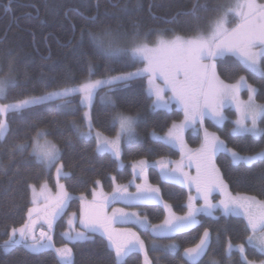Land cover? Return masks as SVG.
Segmentation results:
<instances>
[{
    "label": "snow or ice",
    "instance_id": "1",
    "mask_svg": "<svg viewBox=\"0 0 264 264\" xmlns=\"http://www.w3.org/2000/svg\"><path fill=\"white\" fill-rule=\"evenodd\" d=\"M14 3L16 0H7L3 12H10ZM109 4L118 12H110L107 8L101 10L99 0L95 10L87 14L80 10V6L64 10L65 19H71L73 12H77L83 21L72 24L69 39L62 45L72 49L77 63L82 62V79H77L69 65L59 69L58 78L55 64H40L37 69L39 83L45 90L41 94L29 92L26 82L31 79L30 74L27 71L23 73L22 83L19 71L21 63L27 66V57H21L13 47H0V144L15 134L12 122L28 123L32 116L57 101L56 110L73 114V98L79 97V104L86 111L80 124L71 122V130L81 140L95 139L97 153H109L119 160L122 145L140 142L137 126L148 119L147 114H141L142 105L136 95L137 83L146 80L150 113L171 111L173 104L183 112V120L173 122L164 136L152 134L154 140L178 148L181 153V159L174 164L163 160L156 162L161 170V179L186 185L189 192L194 189L196 195H189L184 215H176L170 205L164 204L170 215L161 225H150L146 218L141 219L137 213L123 209L113 208L108 215V207L118 201L126 204L163 203L160 189L147 183L146 169L150 165L141 160L139 175L145 182L135 185L136 192H129V185L115 183L116 177H112L114 187L109 195L102 188L97 190L101 182L96 180L91 201L83 194L79 197V224L83 231H76L73 227L76 222V213H73L68 220L70 230L63 234L64 238L73 244H82L93 242V237L99 234L107 240L109 254L114 253L112 264H128L133 253H143L144 264H151L140 236L130 229H117L114 225L137 224L145 231L151 230L153 236H172L200 224V216L216 219L215 214L219 212L224 217H239L243 224L244 240L234 244L229 239L226 244L225 255L229 261L234 253H239V264H255L249 259V254L264 257V103H257V98L264 96V2L227 0L210 9L206 0H176L175 7L170 4L163 15L158 14L159 0H147L146 8L142 0H135L134 5L130 0H109ZM31 7L39 15V6L33 3ZM45 8H48L47 0ZM209 11L216 15H201ZM144 12L154 22L162 21L173 27L150 28L145 32L140 18L132 19L128 27L120 22L122 17ZM182 18H188L184 23L190 25V34H181L184 29L181 32L176 30ZM109 19L117 21L115 27L106 22ZM8 31L10 28L0 32V45L7 44ZM152 36L156 37L154 41ZM50 57L51 53L42 59L46 61ZM228 57H234L235 65L251 74L255 83H250L245 75H240L235 83L221 79L217 71L218 62L228 63L225 59ZM117 64L120 65L119 70L115 67ZM138 64L142 66L137 67ZM102 89H107L100 96V102L109 110L108 121L115 132L112 137L100 131L93 135L92 109ZM242 89L247 91L246 101L240 100ZM229 102L239 113V118L226 133L238 141L233 147H229L220 135L203 127L205 119H210L222 131L226 120L224 108ZM133 109L136 110L135 115L131 114ZM197 125L203 130V140L200 148L192 150L185 144L183 134ZM30 130L35 133L25 137V141L30 143L20 142L12 146L8 165L0 163V175L7 174L9 165L14 166L17 153L23 155L31 148L28 155L37 165L46 171L55 168L56 192L52 194L46 182L40 185L39 191L35 184L28 185L32 207L27 209L26 219L19 227L6 230L7 239L0 244V256L23 252L26 257L38 259L52 253L55 264H75L73 249L67 244L57 247L52 235L55 221L64 215L69 202L74 199L65 184L60 183L61 179H70L72 174L64 170L60 146L48 139L52 133L36 122L30 124ZM64 139L66 144H71L70 137ZM220 155L232 170L240 173L238 180L242 183L249 181L253 168H260L261 182L255 189L257 194H232L224 173L217 166ZM193 166L194 176L185 171V167L191 169ZM213 193L221 197L217 203L212 200ZM197 201L203 203L198 205ZM40 221L43 224L37 235ZM43 225H47V231ZM216 239L218 241L219 236ZM211 245V232L205 228L198 243L183 249L185 264H201V258ZM165 251L175 253L178 245L170 244ZM260 264H264V260Z\"/></svg>",
    "mask_w": 264,
    "mask_h": 264
},
{
    "label": "trees",
    "instance_id": "2",
    "mask_svg": "<svg viewBox=\"0 0 264 264\" xmlns=\"http://www.w3.org/2000/svg\"><path fill=\"white\" fill-rule=\"evenodd\" d=\"M7 0H0V32L6 28L8 31L7 44L0 45V47H13L21 57H27V66L21 63L19 66L20 77L22 83L23 73L27 71L31 79L27 83V91L41 94L45 89L39 83L38 66L45 64L51 66L56 65L59 69L64 65H69L76 73L77 79H82L81 73L84 71L82 62L77 63V57L69 47L62 45L69 39L71 34V26L73 23H83L81 17L77 12H73L71 19H65L64 10L67 7L77 8L86 14L95 10L97 0H47L48 8H45V0H16L12 5L10 12L4 13L3 8ZM131 4H135V0H130ZM147 7V0H142ZM186 2V0H185ZM203 2V0H202ZM210 9L215 8L218 4L226 3L227 0H206ZM37 4L40 8L39 15H36L35 10L31 4ZM101 10L107 8L110 12H118L109 4V0H99ZM161 7L158 9V14L163 15L164 11L171 4L176 5V0H159ZM27 12H32L33 15H25ZM202 16L214 17L215 12L201 13ZM15 17V19H13ZM140 18L143 22V31L147 32L150 28H171L172 25L164 24L162 21L154 22L147 13L133 14L131 17H122L121 23L128 27L132 19ZM182 18L181 24L176 28L178 32L184 29L181 34H190L189 24L184 23ZM116 26L115 19L106 21ZM33 34L35 35V43H33ZM170 38V37H169ZM156 37L152 36L151 40ZM51 57L48 60H43V57ZM228 63L223 61L218 62L217 71L221 79L227 83H235L240 75H245L250 83H255L251 74L242 71L235 65V58H225ZM142 65H137L141 67ZM119 70L120 65H115ZM135 70V69H126ZM100 72H103L101 66ZM54 87V85H53ZM51 90V89H49ZM147 81L138 82L136 85V95L142 105L140 108L141 114H147L148 119L137 126V134L139 143L133 142L131 145H123L122 149V165L112 157L111 154H99L96 152L95 139L81 140L72 130L71 122L76 121L78 124L82 122L83 113L85 109L79 104V97H74L73 114H66L56 110L55 103L48 105L45 109L39 111L31 117L28 123H20L18 121L12 122L11 128L14 135H10L7 141L0 144V163L8 165L9 153L15 143L27 142L26 136H33L34 131L30 130V124L36 122L41 128H47L52 135L48 139L57 143L63 152L62 163L65 171L72 174L70 179L64 180L67 190L74 197L70 202L68 212L79 210L81 202L79 197L81 194L85 195L91 201V192L95 186V181L101 182V187L106 194H111L114 187L112 177H116L115 183L120 185H129V192H136V184L143 180V177L136 179V174L133 166L141 160H146L150 168L146 171V180L151 185L158 187L162 199L167 204H171L176 215H184L186 212V205L188 202V190L179 183L172 181H165L161 179L160 167H156V162L159 160L171 161L175 163L181 159V153L178 148H172L168 145L153 139V133L166 134L173 122L180 123L183 120V112L177 109L172 111H159L157 113H150L149 108L151 101L146 99ZM243 97L247 99V91L243 93ZM257 102L264 103V96H259ZM108 109L100 102L98 96L95 107L92 109L94 131H100L105 136L112 137L115 135L114 130L110 126L107 113ZM132 115L136 114L133 109ZM237 120V114L227 110V119L225 127L221 131L210 120H206L205 127L213 132H216L222 139L229 144V147L236 146L238 141L229 138L226 133L233 127L234 121ZM83 127V125H82ZM59 133H63L61 136ZM65 137L71 138V144L65 142ZM184 141L189 149L196 150L200 148L203 138L195 136L191 130H187L183 135ZM31 148H28L23 155L16 154L13 161L14 166L9 165L6 175H0V244L4 239L6 230L10 231L11 227H19L26 219L27 209L32 207L31 204V190L28 188L29 184H35L39 189L41 184L45 182L56 191L57 177L54 168L46 171L42 166L37 165L32 160L28 153ZM217 165L225 175L226 182L233 194L248 193L257 194L255 189L259 187L261 182V170L255 167L249 173V181L240 182L238 177L239 172L232 170L224 161L223 156L217 157ZM19 168V172H17ZM98 188V187H97ZM80 203V204H79ZM114 206H120L129 210H135L142 216L146 217L151 224L157 225L163 223L166 218V210L162 204H126L123 202H116ZM67 216H63L54 228V239L57 247L67 244L73 249L75 264H112L113 254H109L106 248L107 240L96 234L93 237V242L85 243H68L63 233L66 229ZM200 224L190 231L180 233L171 238H155L151 232L140 230L141 238L146 246L148 259L151 264H185L183 259V249L186 247H193L199 242L200 236L207 228L212 234V246L209 254L201 264H239V253H234L231 261L225 255V247L230 239L234 244H238L244 240L243 224L239 217H224L219 216L216 219L208 216L199 217ZM217 236L219 240L217 241ZM170 244L178 245V251L167 252L165 249ZM155 246V248H154ZM249 259L252 261L264 260L259 254H249ZM0 264H55V257L52 253L41 255L38 259L33 256H25L23 252H14L8 256H0ZM128 264H144L143 253H133L128 258Z\"/></svg>",
    "mask_w": 264,
    "mask_h": 264
},
{
    "label": "rangeland",
    "instance_id": "3",
    "mask_svg": "<svg viewBox=\"0 0 264 264\" xmlns=\"http://www.w3.org/2000/svg\"><path fill=\"white\" fill-rule=\"evenodd\" d=\"M258 2H264V0H258ZM148 86V85H147ZM105 91H107V89H102L98 94H97V97H96V100H97V98H98V96L100 97V96H102L103 94H104V92ZM170 95V94H169ZM248 98V97H247ZM96 100H95V102H96ZM241 101H246L247 99H240ZM257 103H259V102H257ZM230 108V110H233L236 114H237V119L239 118V113L237 112V110H236V107H235V105H233V104H231V102H229V104H228V106L227 107H225L224 108V114H225V116H226V119H227V110ZM85 109V108H84ZM173 109H177V110H179L178 108H177V106L175 105V104H173L172 105V108H171V111L173 110ZM85 111H86V109H85ZM162 111H164V110H162ZM168 112H170V111H168ZM206 120H210V119H205V121H204V123L206 122ZM211 121V120H210ZM225 122H226V120H225ZM203 127L204 128H207V127H205V124L203 125ZM190 130H191V133L193 134V135H195V136H201L202 138H203V130L200 128V126L199 125H197L195 128H189ZM207 130L209 131V132H213V131H211L210 129H208L207 128ZM136 131H137V129H136ZM216 133V132H215ZM95 134V131L93 130V135ZM217 134V133H216ZM138 135V134H137ZM157 136H164L165 134H156ZM184 135V134H183ZM218 135V134H217ZM50 140V139H49ZM156 141H158V140H156ZM43 141H41V143H42ZM185 144H186V140H185ZM122 149H123V145H122ZM104 154H109V153H104ZM119 163H120V165H122V150H121V156H120V159L119 160H117ZM185 163H187V160L185 161ZM218 166V165H217ZM137 168L139 169L140 168V166H139V163H137ZM54 170H55V168H54ZM185 171L186 172H188L190 175H192V176H194L195 175V167L193 166L191 169H189V168H187V167H185ZM56 172V171H55ZM145 182V180H143L142 182H140L139 184H143ZM182 185V184H181ZM184 187H186L187 188V186L186 185H183ZM51 187V186H50ZM100 187H101V185H100ZM51 190H52V193L53 194H55V189H53V188H51ZM187 190H188V188H187ZM37 191H39V190H37ZM188 194L189 195H192V196H195L196 195V193H195V190L193 189L192 191H191V193L189 192V190H188ZM233 194V193H232ZM221 197H220V195L218 194V193H213V197H212V200H213V202L214 203H217L218 201H219V199H220ZM41 202H43V200H41L40 201V203ZM163 203L164 204H167L166 202H164L163 201ZM203 202L202 201H197V204L199 205V204H202ZM80 204V203H79ZM141 204H143V205H152L153 203H147V204H144V203H141ZM41 205V204H40ZM168 205H170L171 206V204H168ZM163 207H164V205H163ZM113 208H116V206L115 207H113ZM165 208V207H164ZM171 209H172V211L174 212V210H173V208H172V206H171ZM125 210L126 211H128L129 213H133V212H135V213H137L139 216H140V218L141 219H145L146 217H144V216H142L139 212H137V211H135V210H129V209H126L125 208ZM165 210H166V217H168L169 215H170V212L165 208ZM73 213H76V216L78 217V220H79V210H76V211H73V212H68V214H67V217L68 218H70V215L71 214H73ZM175 213V212H174ZM109 215H111V212L109 213ZM216 217L218 218L219 216H222L219 212H217L216 214ZM147 219V218H146ZM199 219V218H198ZM147 221H148V223L150 224V225H154V224H151L150 222H149V220L147 219ZM39 224V223H38ZM38 224H37V226H38ZM161 224H163V223H160V224H157V225H161ZM199 225V224H198ZM198 225H196V226H194L193 228H195V227H197ZM47 226V225H46ZM69 226L68 225H66V229H65V231L64 232H66V230L68 231L69 230ZM116 228L117 229H123V228H127V229H130L132 232H135V233H137V235H139L140 236V238H141V234H140V230H142V231H145V229H143V228H141V227H139V225H137V224H126V225H121V224H117L116 225ZM193 228H191V229H189V230H187V231H190V230H192ZM46 230V229H45ZM75 230L77 231V229L75 228ZM79 231H83V229L81 228V226H80V230ZM149 232H151V230H148ZM187 231H185V232H187ZM181 233H184V232H181ZM39 234V233H38ZM64 234V233H63ZM151 234H152V232H151ZM177 234H180V233H176V234H174V235H172V236H154L155 238H171V237H174L175 235H177ZM153 235V234H152ZM142 239V238H141ZM66 240V239H65ZM68 243H72V242H70V241H68V240H66ZM255 262V264H260V262H258V261H254Z\"/></svg>",
    "mask_w": 264,
    "mask_h": 264
},
{
    "label": "crops",
    "instance_id": "4",
    "mask_svg": "<svg viewBox=\"0 0 264 264\" xmlns=\"http://www.w3.org/2000/svg\"><path fill=\"white\" fill-rule=\"evenodd\" d=\"M246 89H242L241 90V92H240V99H244V97H243V93H244V91H245ZM186 161V160H185ZM165 163H167L166 161H164ZM135 174H136V177H139L140 175H139V173H140V168L138 169L137 168V164H135ZM149 168V167H148ZM148 168L146 169V171L148 170ZM60 183H63V181H62V179L60 180ZM148 183V182H147ZM150 184V183H149ZM153 186V185H152ZM48 187H49V189L51 190V187H50V185H48ZM155 187V186H154ZM102 187H98L97 188V190L99 191L100 189H101ZM37 190H39V189H37ZM103 190V189H102ZM51 192H52V190H51ZM104 192V191H103ZM53 194V193H52ZM161 194V193H160ZM162 197V196H161ZM71 202V201H70ZM70 202H69V206L66 208V210H65V213H64V215H62V216H60L59 218H57V220L55 221V224H54V228H55V226H56V224H57V222L63 217V216H67V214H68V210H69V207H70ZM41 204V206H42V204H43V202H41L40 203ZM153 204H157V203H153ZM159 204H162V205H164V203H159ZM112 209H113V207H112V205H110L109 207H108V209H107V212H108V215H109V213L111 212L112 213ZM116 209H123L125 212H128V211H126L125 210V208H123V207H120V206H116ZM80 210H81V206H80V208H79V214H80ZM173 212V211H172ZM129 213V212H128ZM72 217V214L70 215V218ZM70 218H66V221H67V225L69 226V224H68V220L70 219ZM39 224H38V226H37V233L39 232V230H40V227H41V225L43 224V222L42 221H40V222H38ZM117 225V224H116ZM116 225H114L115 227H116ZM43 227H44V230L45 231H47V226L46 225H43ZM70 227V226H69ZM73 227L74 228H76L77 229V231H79L80 230V224H79V220H78V217L76 216V222H75V224L73 225ZM54 228H53V233H52V235H53V241H54V243H55V239H54V235H55V233H54ZM69 230H70V228H69ZM68 230V231H69ZM67 230H66V232H68ZM65 233V232H64ZM56 244V243H55ZM57 246V245H56ZM68 247H70V246H68ZM71 248V247H70ZM145 249H146V246H145Z\"/></svg>",
    "mask_w": 264,
    "mask_h": 264
},
{
    "label": "water",
    "instance_id": "5",
    "mask_svg": "<svg viewBox=\"0 0 264 264\" xmlns=\"http://www.w3.org/2000/svg\"><path fill=\"white\" fill-rule=\"evenodd\" d=\"M212 235V234H211ZM212 246V245H211ZM211 248V247H210ZM209 251H210V249H209ZM209 251L206 253V255L205 256H203L202 258H201V262L204 260V259H206V257L208 256V254H209Z\"/></svg>",
    "mask_w": 264,
    "mask_h": 264
}]
</instances>
